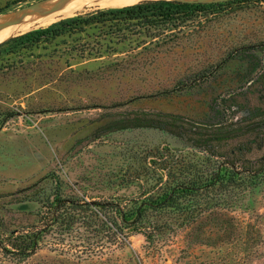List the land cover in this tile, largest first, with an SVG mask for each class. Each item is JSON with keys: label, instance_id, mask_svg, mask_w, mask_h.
<instances>
[{"label": "rangeland", "instance_id": "obj_1", "mask_svg": "<svg viewBox=\"0 0 264 264\" xmlns=\"http://www.w3.org/2000/svg\"><path fill=\"white\" fill-rule=\"evenodd\" d=\"M36 1L0 0V15ZM98 7L119 6L30 29ZM98 31L0 56V264H264V0L112 41ZM154 159L188 180L208 161L206 174L239 175L183 201L199 208L149 209L121 232L115 205L166 175Z\"/></svg>", "mask_w": 264, "mask_h": 264}, {"label": "trees", "instance_id": "obj_2", "mask_svg": "<svg viewBox=\"0 0 264 264\" xmlns=\"http://www.w3.org/2000/svg\"><path fill=\"white\" fill-rule=\"evenodd\" d=\"M236 1L243 0H230L216 3L144 0L126 6L98 7L93 10L78 12L75 15L62 18L48 26L34 28L13 36L0 43V56L17 52L23 48H31L45 40H51L73 33L86 32L89 28H97L99 30L97 36H110L109 41H112L114 36H120L124 30H133L135 27L152 28L167 24L178 26L185 20L191 19L197 12H203L212 7ZM160 34L161 33L151 31V29L146 33L147 37L151 39L160 37ZM88 35L90 36V34ZM147 42V40L142 39L136 44V47H145ZM97 53L100 52L97 51ZM161 155L164 156V153H161ZM167 160L171 161V159ZM154 162L159 165L162 170H167V172L166 175L160 173L159 176L154 177L155 180L150 189L153 191L151 192L149 190L146 193L143 191L141 194V196H143L142 199L137 197L136 199H129L126 203L121 201L118 205H115L121 217L119 226L121 232L126 227L144 223L146 220V212L149 209L165 210L168 207H172L173 210L188 213V211L192 210L194 207L199 208L197 203L199 202L201 206L202 199L206 197V195H209L217 185L226 184L231 181L234 182L239 175V171L234 170L228 165L222 164L216 166L212 173L208 172L206 174L205 164H208V161L198 163L194 171L195 173H193L191 179L188 180L185 173L188 168L187 165H183L181 162L177 161V163L171 167L168 166L166 162L158 163L156 159H154ZM249 175L250 182L252 184H258L259 175L256 173ZM124 181L125 177H121L119 182L122 183ZM192 197H194L193 199L197 197L198 202L193 203V205L182 207L184 200H189V203H192ZM193 202L195 201L193 200ZM146 237L148 241H151L152 232H147ZM37 239L38 237L35 234L30 242L31 248L37 244Z\"/></svg>", "mask_w": 264, "mask_h": 264}, {"label": "bare ground", "instance_id": "obj_3", "mask_svg": "<svg viewBox=\"0 0 264 264\" xmlns=\"http://www.w3.org/2000/svg\"><path fill=\"white\" fill-rule=\"evenodd\" d=\"M139 0H67L50 5L45 11L29 15L20 21L11 23L0 29V43L15 32L26 31L34 25L46 23L57 15H67L75 10L91 4L122 6L138 2ZM29 31V30H28ZM27 32V31H26ZM22 33V32H21ZM19 34V33H18ZM17 35V34H16ZM15 36V35H14ZM8 37V39H9ZM13 37V36H12ZM11 38V37H10ZM4 39V40H2ZM7 40V38H6Z\"/></svg>", "mask_w": 264, "mask_h": 264}, {"label": "water", "instance_id": "obj_4", "mask_svg": "<svg viewBox=\"0 0 264 264\" xmlns=\"http://www.w3.org/2000/svg\"><path fill=\"white\" fill-rule=\"evenodd\" d=\"M64 1H67V0H39V1H36V2L31 3L29 5L23 6L22 8L4 13V14L0 15V29L6 27L7 25H9L11 23L18 22L22 18L27 17L29 15L36 14L39 12H43V11H45V9H47L50 5H52L54 3H57V2L60 3V2H64ZM154 1H160V0H154ZM170 1H180V2H185V3H216V2H224V1H229V0H170ZM63 18H65V17H63ZM37 28H39V27H37ZM30 30H32V29H30ZM22 33H24V32H22ZM22 33H19V34H22ZM19 34H17V35H19ZM19 208H21V209L30 208V203L29 202L21 203L19 205Z\"/></svg>", "mask_w": 264, "mask_h": 264}]
</instances>
